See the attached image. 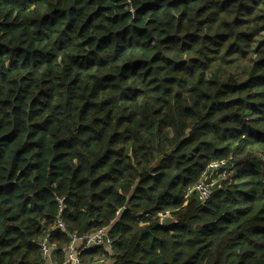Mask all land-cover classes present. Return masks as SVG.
Here are the masks:
<instances>
[{
	"label": "clouds",
	"instance_id": "9594fccd",
	"mask_svg": "<svg viewBox=\"0 0 264 264\" xmlns=\"http://www.w3.org/2000/svg\"><path fill=\"white\" fill-rule=\"evenodd\" d=\"M224 4L0 0V264H264V0Z\"/></svg>",
	"mask_w": 264,
	"mask_h": 264
},
{
	"label": "trees",
	"instance_id": "16d2710c",
	"mask_svg": "<svg viewBox=\"0 0 264 264\" xmlns=\"http://www.w3.org/2000/svg\"><path fill=\"white\" fill-rule=\"evenodd\" d=\"M5 2H6V3L9 2V0H5ZM11 2L14 3L15 5H21V4L24 3V0H11ZM229 3H231V0H225V4H224L223 6H227ZM147 7H153V5H145V8H147ZM241 8H242V9H246V10L249 11V12L252 11L251 7H249L248 5H244V4H242V5H241ZM74 11H75V9H74ZM240 22H241V21L238 19V20H237V23H240ZM241 36H246L248 39H251V34H249V33H247V32H242V33H241ZM189 37H190L191 40H193V41L199 39V37H198L197 35L193 34V33H190V34H189ZM207 38H208V39H211V37H207ZM178 39H179V37H177V36H169V37H168V40H170V41H176V40H178ZM220 39H221V40H223V39H227V35H226V34H221V35H220ZM0 47H3V46L0 45ZM184 47H185V48H190L191 45H190L189 43L186 42L185 45H184ZM234 49H235V50H239V49L237 48L236 45H233L232 48L229 49V51H232V50H234ZM18 51H22V49H21V50H18ZM244 55H247V53H244ZM14 63H15V62H14ZM139 63H140V61H137V65H139ZM260 63H261V64H264V61H261ZM126 67H127V66H126ZM178 67H179V65H178ZM261 79H264V77H262ZM250 107L253 108V109H256L257 111H260V110H261L256 104H252V105H250ZM15 187H16V186H15L14 184L0 185V191H11V190L14 189ZM65 211H67V210H65ZM126 211H127V210H126ZM73 218H75V217H73ZM157 227H159V228H163V229L167 230V229L172 228V227H181V225H178V224H171V225H169V226L157 225ZM253 231L256 232V233H264V227L254 226V227H253Z\"/></svg>",
	"mask_w": 264,
	"mask_h": 264
},
{
	"label": "water",
	"instance_id": "95a60500",
	"mask_svg": "<svg viewBox=\"0 0 264 264\" xmlns=\"http://www.w3.org/2000/svg\"><path fill=\"white\" fill-rule=\"evenodd\" d=\"M171 224H174V223L171 221V219H166L165 222H164V224H163V226H169V225H171Z\"/></svg>",
	"mask_w": 264,
	"mask_h": 264
}]
</instances>
